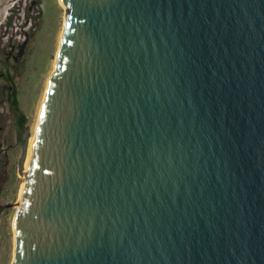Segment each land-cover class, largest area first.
<instances>
[{"label":"water","instance_id":"95a60500","mask_svg":"<svg viewBox=\"0 0 264 264\" xmlns=\"http://www.w3.org/2000/svg\"><path fill=\"white\" fill-rule=\"evenodd\" d=\"M12 264H264V0H61Z\"/></svg>","mask_w":264,"mask_h":264},{"label":"rangeland","instance_id":"374dc122","mask_svg":"<svg viewBox=\"0 0 264 264\" xmlns=\"http://www.w3.org/2000/svg\"><path fill=\"white\" fill-rule=\"evenodd\" d=\"M34 1L42 10L37 25L30 30L11 25L1 34L2 46L11 48L15 57V68L11 72L18 110H13L8 102L12 100V86L8 88L6 83L0 82V264H12L14 260L12 219L22 182L18 173L22 153L18 122L24 118L23 130L30 128L33 134L46 82L53 70L64 18L58 0ZM7 17V6L0 4V21L5 22Z\"/></svg>","mask_w":264,"mask_h":264},{"label":"built area","instance_id":"2783aa9c","mask_svg":"<svg viewBox=\"0 0 264 264\" xmlns=\"http://www.w3.org/2000/svg\"><path fill=\"white\" fill-rule=\"evenodd\" d=\"M0 3L1 6H7L8 12L5 22L0 21L1 34H5L9 27L18 25L23 26L26 30L32 29L37 25L42 13L40 6L34 0H0ZM6 49L7 51L11 50L9 47Z\"/></svg>","mask_w":264,"mask_h":264},{"label":"bare ground","instance_id":"6f19581e","mask_svg":"<svg viewBox=\"0 0 264 264\" xmlns=\"http://www.w3.org/2000/svg\"><path fill=\"white\" fill-rule=\"evenodd\" d=\"M58 3H59L60 8H62L64 10V18H63V22H62V28H61V31H60L59 36H58V44H57V48H56V51H55V58L53 60V70L50 73V75L48 76V79H47V82H46V86H45V89H44V92H43V95H42V99H41V102H40V106H39V109H38L37 120H36V124H35V127H34V132H33L32 137L30 139L29 148H28V156H27V159H26L25 171L24 172H27L28 165H29V162H30L32 153H33L32 152V150H33V143H34V140H35V135H36L37 127H38V123H39V120H40V114H41V110H42L44 98H45V95H46V91H47L48 85L50 83L51 76H52V74L55 71V64H56L57 55H58V51H59V47H60V43H61V39H62V35H63L64 25H65L66 7H64L62 5L61 0H58ZM21 180H22V182H21V186H20V190H19V196H18V201H17V208H16V211H15V213L13 215V219H12V229H13V232H14V237H13L14 254H15L14 220H15V216H16L17 210H18V208L20 206V203H21V200H22L23 191H24V189L26 187V179H25V177L24 176H21ZM14 254H13V256H14Z\"/></svg>","mask_w":264,"mask_h":264},{"label":"flooded vegetation","instance_id":"af4514ba","mask_svg":"<svg viewBox=\"0 0 264 264\" xmlns=\"http://www.w3.org/2000/svg\"><path fill=\"white\" fill-rule=\"evenodd\" d=\"M1 4V3H0ZM2 36L0 31V82L6 83L5 86H8V88L13 89V74L11 70H14L15 68V57L14 54L11 51H7L6 47L2 46ZM9 77L12 81H8ZM7 88V87H6ZM11 106V100L8 101ZM12 108V106H11ZM19 125H21V136H22V130H23V124L21 122H18Z\"/></svg>","mask_w":264,"mask_h":264},{"label":"trees","instance_id":"16d2710c","mask_svg":"<svg viewBox=\"0 0 264 264\" xmlns=\"http://www.w3.org/2000/svg\"><path fill=\"white\" fill-rule=\"evenodd\" d=\"M8 81L9 82L12 81L10 77H9ZM10 96L12 98V100H11L12 109L17 111L18 110V108H17L18 107V101H17V93H16L15 89H12ZM23 122H24V118L21 119V124H23Z\"/></svg>","mask_w":264,"mask_h":264}]
</instances>
